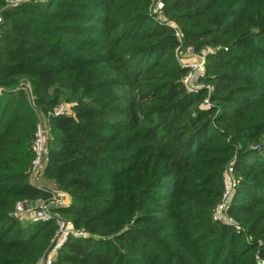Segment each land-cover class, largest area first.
Instances as JSON below:
<instances>
[{
    "label": "trees",
    "instance_id": "1",
    "mask_svg": "<svg viewBox=\"0 0 264 264\" xmlns=\"http://www.w3.org/2000/svg\"><path fill=\"white\" fill-rule=\"evenodd\" d=\"M7 1L0 264H37L57 216L85 235L71 234L51 264L264 256V0H159L154 12V0ZM188 47L212 49L195 90L176 56ZM62 102L75 104L47 118L41 176L70 202L51 204L52 219L20 220L17 201L52 194L29 182L31 143L39 113ZM226 169L238 180L229 211L241 232L212 218Z\"/></svg>",
    "mask_w": 264,
    "mask_h": 264
},
{
    "label": "built area",
    "instance_id": "2",
    "mask_svg": "<svg viewBox=\"0 0 264 264\" xmlns=\"http://www.w3.org/2000/svg\"><path fill=\"white\" fill-rule=\"evenodd\" d=\"M28 1L29 0H8L5 6L12 7V6H16V5H19L21 3H25ZM161 7H162V3L159 0H154L153 4L151 5V10L154 12L156 9H159ZM1 21H2V18L0 15V22ZM175 35L179 37L178 33H176ZM207 48L209 52L211 48L210 50H209V47ZM201 56L203 59L204 58L203 55ZM186 67L188 68L187 73L193 70L192 68H191L192 70H190L189 66H186ZM187 75H185V77ZM203 75H204V72L203 74L200 73L197 76L198 79ZM185 86L187 87L186 84ZM200 87H201L200 84H196L193 89L195 90ZM1 91H2V88H0V93ZM74 104L75 102L74 103H60L56 107L49 110L47 113H39V116H38L39 119H38L37 126L34 132L33 140L31 143L33 159L31 161V166L29 169V182L32 185H37L35 183V179L41 176L42 171L45 166L46 158H47V140L50 135V126L45 120H47V118L50 116H59V115L68 114L70 112L71 106H73ZM223 184H224L223 192H222L220 200L215 205V208L212 213V218L215 221H219V222L230 225L237 232H241L243 231L241 224L229 211L230 205L233 200L234 192L238 185V180H236V178L233 176L230 169H226L224 172ZM41 201H42V205L38 209L32 206H29L28 204H22L21 202L20 203L18 202L14 206L12 215L20 220H23L25 216H27L26 215L27 213H32L31 215H34L33 217L37 219H42V220L52 219L53 214L51 213L49 209L50 207L48 206L47 200H41ZM57 201H59V199H57ZM55 225H56V230H55L53 237L51 238L50 245L48 249L46 250V252L41 256L37 264H51L56 257L58 249L64 244V242L67 240V238L71 234L85 235V232L83 231L72 230L70 225L59 216L55 217ZM255 264H264V256H257Z\"/></svg>",
    "mask_w": 264,
    "mask_h": 264
},
{
    "label": "rangeland",
    "instance_id": "3",
    "mask_svg": "<svg viewBox=\"0 0 264 264\" xmlns=\"http://www.w3.org/2000/svg\"><path fill=\"white\" fill-rule=\"evenodd\" d=\"M159 17H160L159 19L164 20L163 17H161V16H159ZM205 49L206 48L202 49L200 52H194L193 50H191L190 47H188L187 49H178L177 48L176 56H178L180 58L181 64H183V66H189L190 70L193 69L192 71L189 70L190 72L186 73V75L187 74L188 75L186 77L184 76L185 78H183V84L185 82V84L187 85V87L186 86L185 87L187 89H189V90H194L193 88L195 87L196 84H200L201 85L200 88L205 86L204 85V81L200 80V78L202 76L199 79L197 77L200 73L203 74V72H205V68L203 66H204V62H205V57L208 54L207 53L208 52V48L206 50ZM209 50H210V48H209ZM210 51H212V49ZM201 55H203V57H204L203 59H202ZM197 89H199V88H197ZM62 103H64V102H62ZM59 104H57V105H59ZM206 105H209L208 98H205L203 100V106H206ZM35 183L37 184L35 186H38L40 188H44L45 187V188L49 189L52 194H50L48 197H45L44 199L43 198H38V199L33 200L31 202L29 201L30 203L28 202V200L23 199L22 201H17L15 204H17L18 202L19 203L21 202L22 204H32V206H34V208L38 209L42 205V201L41 200H47V203H48L49 207L51 206V204L53 205L54 203L56 204L57 202H58V204L60 203L62 205L61 200L59 199V197H57V195L60 192L61 193H63V192L60 191V190H57V188L55 187V185L53 183H51L49 180H47L45 177H42V176L36 178L35 179ZM57 199H59V201H57ZM69 200L66 202L65 206L69 204V202H70ZM31 214L32 213H27L26 215L30 216ZM32 216H34V215H31L30 217H32Z\"/></svg>",
    "mask_w": 264,
    "mask_h": 264
},
{
    "label": "crops",
    "instance_id": "4",
    "mask_svg": "<svg viewBox=\"0 0 264 264\" xmlns=\"http://www.w3.org/2000/svg\"><path fill=\"white\" fill-rule=\"evenodd\" d=\"M45 121H47V120H45ZM58 197H59V199L61 200V203H62V205H65L66 204V202L70 199L69 198V196L67 195V194H65L64 192L63 193H59L58 194ZM65 200V201H64ZM70 201V200H69ZM31 202V201H30ZM36 202V201H35ZM29 206H32V204H29ZM32 207H34V206H32ZM31 216V215H30ZM29 215L28 216H25V218L23 219V220H28V219H34L35 217H30Z\"/></svg>",
    "mask_w": 264,
    "mask_h": 264
}]
</instances>
